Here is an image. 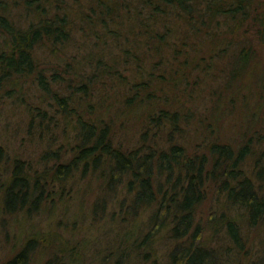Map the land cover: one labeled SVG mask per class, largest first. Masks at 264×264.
Here are the masks:
<instances>
[{
  "label": "trees",
  "instance_id": "trees-1",
  "mask_svg": "<svg viewBox=\"0 0 264 264\" xmlns=\"http://www.w3.org/2000/svg\"><path fill=\"white\" fill-rule=\"evenodd\" d=\"M258 38H264L261 0H0V93L3 88L20 93L21 81L31 77L38 98L43 99L40 104L56 106L55 113L62 115L59 119L39 106L33 118L42 120L35 126L47 128L43 120L55 126L63 123L64 128L75 122L71 125L80 144L71 159L54 166V183L68 180L81 168L99 171L107 178L108 194L135 193L127 214L142 204L153 207L147 221L150 230L139 247L146 244L152 249L166 231L176 241L167 264H217L218 252L205 245L206 232L202 220H196V208L207 191H218L224 193L227 204L246 213L248 226L264 220L259 186L264 179V151L254 144L255 139L264 140V130L258 128L240 144L216 134L203 145L196 143L192 152L183 143H172V137L180 121L194 117L181 110L188 101L185 94L180 105L183 94L206 82L212 114L228 99L233 109H241L251 108L257 98L254 114H264V69L254 45ZM43 51L54 56L56 63L45 62ZM129 63L137 70L132 83L122 73ZM113 83L128 87L126 109H135L141 98L162 104L155 113L157 107L148 105L146 112L148 127L170 125L167 146L160 147L148 128L142 135V146L148 151H125L116 146L110 123L87 118L95 112L92 101L105 100L107 87H116ZM183 84H191L192 89L183 91ZM74 100L89 104L80 108ZM255 115L252 121L260 120ZM206 121L201 115L199 124ZM49 156L57 159L54 151ZM49 173L47 169L33 176L31 166L16 160L10 186L6 179L0 181V188L6 187L0 196L7 193L10 206L19 203L20 209L27 205L37 209L53 186ZM108 203L107 198L101 200L95 211H104ZM221 216L213 214L209 225L214 232L224 226L222 238L232 243L235 252L243 251L242 225L233 217ZM214 232H209V239ZM36 243L29 239L5 264H30ZM129 256L123 249L115 264H123Z\"/></svg>",
  "mask_w": 264,
  "mask_h": 264
},
{
  "label": "rangeland",
  "instance_id": "rangeland-1",
  "mask_svg": "<svg viewBox=\"0 0 264 264\" xmlns=\"http://www.w3.org/2000/svg\"><path fill=\"white\" fill-rule=\"evenodd\" d=\"M254 27L256 28V25ZM254 45L258 51L259 66L264 69V38L255 39ZM42 59L48 63H56L54 56L49 57L44 51ZM86 71L90 73L89 69ZM122 73L129 83L136 80V66H131L129 63V68L123 69ZM31 79L29 77V80L21 81L22 90L18 94L13 90L8 92L11 88H3L0 93V149L2 150L0 181L6 179V185L10 186L13 165L16 160H21L27 166H31L33 176L49 169L53 186H50L48 198L44 199L37 209H33L30 205L20 209L19 203L10 206L7 203L8 194L0 196V264H5L29 239L37 240L30 264H107V260L108 264H115L118 252L123 249L131 256L125 257L123 264H167L169 252L176 241L169 239L166 231L159 234L152 244V249L149 246L145 247L146 244L139 247L143 237L150 230L147 221L153 207L142 204L131 210V215L127 214L129 203L135 196L134 192L120 190L108 194L105 191L107 178L93 169L86 172L82 168L78 169L68 180H58L54 183L53 179H57V176L56 178L54 176V166L72 158L74 148L80 144V137L77 129L71 125L75 122H70L67 128H64L63 123L55 126V123L51 124L45 120L42 124L44 126L48 124L47 128L38 129L35 126L42 120L40 117L33 118V115H38L39 106L42 107V111L55 114L59 119L62 115L55 113L56 106L40 104L43 99L38 98L37 89ZM112 85L116 87H107L105 100L99 104V99L92 101L95 112L92 113L94 115L87 114V118L90 119V116L95 120L102 118L105 123H110L116 146H121L125 151L137 148L148 151L142 146L144 139L142 135L148 128L150 134L155 136L153 140L157 141L160 147L167 146L168 137L171 136L169 133L172 132L170 125H163L160 129L148 127L150 116L146 112L147 108L151 107L148 105L157 107L155 113L162 104L157 105L155 100L141 98L142 100H137L139 105L135 109H126L128 87L120 83ZM209 87V82H206L201 87L193 89V93L183 94L180 105L187 96L188 101L181 110L186 115L193 113L194 117L188 122L180 121L179 129L172 137V143H183L192 152L196 143L203 145L216 134H220L225 141L240 144L246 142L252 132L254 135L258 128L264 130V114L261 112L254 114L258 110L256 108L258 98L250 103L251 108L241 107L242 100H240L238 105L242 110L233 109L228 99L222 104L221 110L212 114V109L209 108ZM182 89L191 90L192 85L183 84ZM166 92L170 93L168 89ZM192 94L195 98H189ZM52 101L53 99H50V102ZM74 101L80 108H85L89 104V102L80 104ZM201 115L205 120L207 119L203 126L199 124ZM253 115L256 116L255 120H260L252 121ZM32 121L34 124H31ZM148 138L152 139L151 136ZM236 139L239 141L235 142ZM150 143L154 149L155 142ZM254 144L258 145L257 149L264 151V140L258 142L255 139ZM51 151L57 153V159L49 156ZM46 153L48 156H44ZM261 162L264 163V160ZM261 165V163L257 164V168ZM260 182V192L264 195V179ZM5 188L1 187L0 191H5ZM106 198L109 202L106 209L96 212L99 206L97 203ZM235 209L239 208L227 204L224 193L207 191L206 198L196 208V220H202L206 232L205 245L208 249H216L218 252L217 264H264V220L257 226H248L246 213ZM213 214H217L218 218L222 217L221 215L225 218L233 217L239 225H242L243 251L235 252L230 248L232 243L228 244L225 238H222L224 226L213 231L209 225V219ZM209 232H214L210 239ZM149 251L153 253H148ZM146 253L149 256L147 259L144 257Z\"/></svg>",
  "mask_w": 264,
  "mask_h": 264
}]
</instances>
